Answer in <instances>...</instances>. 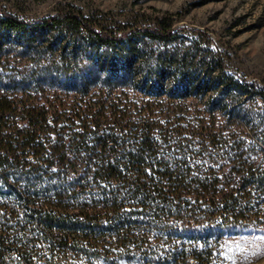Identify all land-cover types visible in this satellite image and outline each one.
Here are the masks:
<instances>
[{
  "label": "trees",
  "instance_id": "obj_1",
  "mask_svg": "<svg viewBox=\"0 0 264 264\" xmlns=\"http://www.w3.org/2000/svg\"><path fill=\"white\" fill-rule=\"evenodd\" d=\"M142 16L0 7L1 264H215L264 230V83Z\"/></svg>",
  "mask_w": 264,
  "mask_h": 264
},
{
  "label": "rangeland",
  "instance_id": "obj_2",
  "mask_svg": "<svg viewBox=\"0 0 264 264\" xmlns=\"http://www.w3.org/2000/svg\"><path fill=\"white\" fill-rule=\"evenodd\" d=\"M68 2L117 21L173 14L181 33L203 35L205 45L225 55L230 73L264 83V0H0V7L33 18ZM165 257L161 253L157 259ZM212 258L215 264H264V230L226 235Z\"/></svg>",
  "mask_w": 264,
  "mask_h": 264
}]
</instances>
